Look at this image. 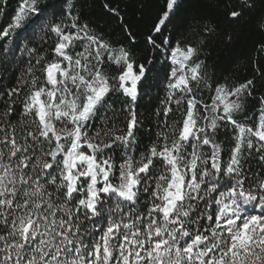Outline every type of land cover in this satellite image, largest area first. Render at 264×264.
I'll list each match as a JSON object with an SVG mask.
<instances>
[{
	"label": "snow or ice",
	"instance_id": "snow-or-ice-1",
	"mask_svg": "<svg viewBox=\"0 0 264 264\" xmlns=\"http://www.w3.org/2000/svg\"><path fill=\"white\" fill-rule=\"evenodd\" d=\"M66 5L20 0L0 30V37L33 29L55 37L51 60L27 49L35 63L5 89L0 107V264H264V174L246 167L253 151L264 162V98L254 124L238 119L254 80L217 84L205 102L195 94L204 79L198 47L177 43L154 111L163 128L141 149L146 117L138 119L137 101L149 91L153 62L138 63ZM178 8L179 0H167L153 31ZM115 93L127 98L119 113ZM17 104L19 127L11 120ZM173 105L183 119L169 123Z\"/></svg>",
	"mask_w": 264,
	"mask_h": 264
},
{
	"label": "trees",
	"instance_id": "trees-1",
	"mask_svg": "<svg viewBox=\"0 0 264 264\" xmlns=\"http://www.w3.org/2000/svg\"><path fill=\"white\" fill-rule=\"evenodd\" d=\"M251 2L253 7L243 8L241 0H179V8L171 17V22L160 33H155L153 26L166 10L167 0H67L66 7L74 15L80 16V23L89 24L114 47H126L138 63L153 62L154 71L147 85L149 91L137 101L138 119L146 117L144 127L137 133L138 145L142 149L163 128V118L154 115V111L162 107L160 101L166 95L165 85L171 66L169 53L177 43L181 47L189 44L198 47L199 54L194 59L203 62L201 72L204 79L195 94L198 98L203 97L205 102L210 101L217 84L234 86L249 79L254 80L252 95L241 97L244 107L238 114L240 120L250 116L248 123L254 124L261 98H264V50H261L264 45V29L261 28L264 24V0ZM19 4L20 0H7L6 6L0 3V8L4 9L0 13V30L12 23ZM234 9L243 12L235 20L228 16ZM206 26L213 31H205ZM149 36L158 47L153 48L148 41ZM54 46L55 37L51 34L45 36L37 29L17 30L10 37H0V93H3L0 107L8 99L5 89L15 85L17 76L26 69L30 59L35 63L27 49L35 47L45 51L47 59L51 60ZM105 71L110 76L119 73L115 65H106ZM126 101L127 98L120 93L111 96L112 106L118 113ZM172 107L169 123L181 121L183 116L175 105ZM20 112L21 106L17 104L11 120L18 127L22 123ZM116 122L126 130L127 122L123 115H119ZM99 126V121L94 122L93 128ZM227 139L226 131L221 130L217 134L218 141L223 143ZM203 150L207 151V146ZM246 167L252 172L264 174V162L259 160V154L255 151ZM110 203L114 206L115 201Z\"/></svg>",
	"mask_w": 264,
	"mask_h": 264
}]
</instances>
